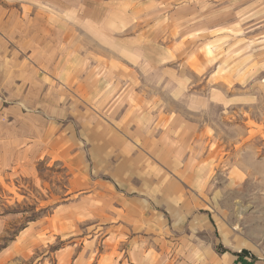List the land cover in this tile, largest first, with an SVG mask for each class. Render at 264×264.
Segmentation results:
<instances>
[{"label": "rangeland", "instance_id": "374dc122", "mask_svg": "<svg viewBox=\"0 0 264 264\" xmlns=\"http://www.w3.org/2000/svg\"><path fill=\"white\" fill-rule=\"evenodd\" d=\"M0 264H264V0H0Z\"/></svg>", "mask_w": 264, "mask_h": 264}, {"label": "trees", "instance_id": "16d2710c", "mask_svg": "<svg viewBox=\"0 0 264 264\" xmlns=\"http://www.w3.org/2000/svg\"><path fill=\"white\" fill-rule=\"evenodd\" d=\"M239 257H248L250 256V253L247 250H244L242 253L238 254Z\"/></svg>", "mask_w": 264, "mask_h": 264}, {"label": "crops", "instance_id": "0c3cea01", "mask_svg": "<svg viewBox=\"0 0 264 264\" xmlns=\"http://www.w3.org/2000/svg\"><path fill=\"white\" fill-rule=\"evenodd\" d=\"M243 258H246V257H243Z\"/></svg>", "mask_w": 264, "mask_h": 264}]
</instances>
